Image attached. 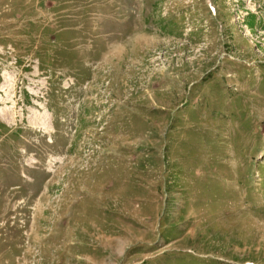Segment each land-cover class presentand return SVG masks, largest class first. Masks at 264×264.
I'll list each match as a JSON object with an SVG mask.
<instances>
[{"label": "rangeland", "instance_id": "1", "mask_svg": "<svg viewBox=\"0 0 264 264\" xmlns=\"http://www.w3.org/2000/svg\"><path fill=\"white\" fill-rule=\"evenodd\" d=\"M0 264H264V0H0Z\"/></svg>", "mask_w": 264, "mask_h": 264}]
</instances>
